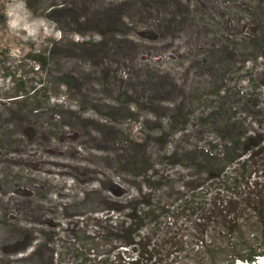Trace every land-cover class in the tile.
Wrapping results in <instances>:
<instances>
[{
  "label": "rangeland",
  "instance_id": "obj_1",
  "mask_svg": "<svg viewBox=\"0 0 264 264\" xmlns=\"http://www.w3.org/2000/svg\"><path fill=\"white\" fill-rule=\"evenodd\" d=\"M234 1L27 0L35 16L56 24L55 35L33 42L7 30L8 0H0V264H27L35 245L50 249L41 246L45 256L54 252L55 263L78 264L70 251L77 241L86 254L93 248L97 218L107 212L97 193L135 194L124 165L137 154L149 159V175L169 177L162 199L172 203L178 191L201 197L203 212L168 217L170 234L185 246L202 234L225 245L214 204L235 196L202 192L203 176H192L183 158L216 139L197 115L183 132L171 127L190 110L201 113L189 105L191 95H254L250 63L233 44L254 27L245 4L264 13V0ZM255 69L260 74L264 65ZM252 215L253 224L239 220L244 229L232 234L233 245H261L264 225ZM31 235L33 247L23 252ZM121 254L118 262L128 264ZM176 255L182 257L163 263ZM228 259L220 255L213 263Z\"/></svg>",
  "mask_w": 264,
  "mask_h": 264
},
{
  "label": "trees",
  "instance_id": "obj_2",
  "mask_svg": "<svg viewBox=\"0 0 264 264\" xmlns=\"http://www.w3.org/2000/svg\"><path fill=\"white\" fill-rule=\"evenodd\" d=\"M245 5L248 9L243 12L251 18L254 27L249 31L250 37L235 42L233 47L236 56L250 63L247 80L254 95H233L234 98L212 95L206 99L191 95L189 105L194 107L198 104L201 113L190 110L177 120L174 118L171 127L173 133L183 132L197 115L198 124L211 131L216 139L217 143H210L208 147L186 151L183 158L185 166L193 171L192 176H203L205 183L199 187L200 190L205 189L202 192L217 191L235 196L233 200L223 199L220 204H214L224 228L223 233L217 235L222 237L225 245L218 248L214 240L208 242L202 234L196 243L185 246L183 241L176 239L177 234H170L174 224L168 217L192 208L198 213L203 212L201 197L197 193L187 196L178 191L172 203L162 199L164 195L161 193L168 188L169 177L149 175L148 171L153 169L149 159L137 154L126 159L124 165L132 177L135 194L119 198L117 194L112 197L97 193L107 212L97 218L98 231L96 238L91 240L93 248L86 254L85 246L77 241L78 244L70 251L78 264L93 260H99L100 264H122L117 260L122 259L121 253L128 254V260L124 262L128 264H165V258L174 254L182 257L173 256L171 264H214L220 255L231 256L222 264H256L259 257H264V232L260 235L259 247L242 241L240 245L237 244L241 248L237 249V245L230 242L232 234L241 233L244 229L242 221L247 225L250 222L253 224L252 214H256L258 226L264 225V71L257 74L255 69L264 65V13L260 11L261 6L255 5L254 8L251 1ZM37 62L44 67L43 58ZM205 107L207 109L202 111ZM260 212L258 216L263 217L258 220L257 214ZM197 218H202V215L198 214ZM33 239L34 235H31V241L21 248L23 252L33 247ZM41 246L33 247L25 258L27 264H68L63 260L55 263L54 252L45 256L42 247L45 251L50 249L46 245ZM115 250L119 253L113 255ZM16 252H20V249Z\"/></svg>",
  "mask_w": 264,
  "mask_h": 264
},
{
  "label": "clouds",
  "instance_id": "obj_3",
  "mask_svg": "<svg viewBox=\"0 0 264 264\" xmlns=\"http://www.w3.org/2000/svg\"><path fill=\"white\" fill-rule=\"evenodd\" d=\"M3 15L7 30L22 41L39 42L45 35L56 34L55 22L35 16L28 8L27 0H8ZM261 258L264 257H259L256 264L263 262Z\"/></svg>",
  "mask_w": 264,
  "mask_h": 264
},
{
  "label": "bare ground",
  "instance_id": "obj_4",
  "mask_svg": "<svg viewBox=\"0 0 264 264\" xmlns=\"http://www.w3.org/2000/svg\"><path fill=\"white\" fill-rule=\"evenodd\" d=\"M262 263V262H261ZM263 263H264V260H263ZM243 264V263H242Z\"/></svg>",
  "mask_w": 264,
  "mask_h": 264
},
{
  "label": "water",
  "instance_id": "obj_5",
  "mask_svg": "<svg viewBox=\"0 0 264 264\" xmlns=\"http://www.w3.org/2000/svg\"><path fill=\"white\" fill-rule=\"evenodd\" d=\"M261 264H264L263 262Z\"/></svg>",
  "mask_w": 264,
  "mask_h": 264
}]
</instances>
